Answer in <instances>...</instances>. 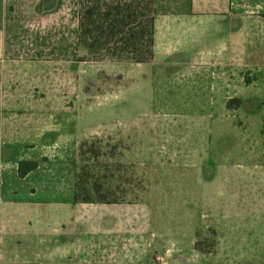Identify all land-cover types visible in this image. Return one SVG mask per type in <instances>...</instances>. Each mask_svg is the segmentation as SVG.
<instances>
[{
	"label": "crops",
	"instance_id": "obj_1",
	"mask_svg": "<svg viewBox=\"0 0 264 264\" xmlns=\"http://www.w3.org/2000/svg\"><path fill=\"white\" fill-rule=\"evenodd\" d=\"M154 7L152 62L217 70L224 102L240 99L238 108L258 104V95L238 93L239 70H247L246 87L262 89L264 99V0H155ZM78 12V0H0V264H264V196L251 194V182L220 193L213 225L182 235L159 221L176 213L74 200L78 142L69 148L58 138L63 92L86 63L76 61ZM260 133L264 154V112ZM23 161L36 167L20 175ZM247 164L233 166L262 165ZM209 228L212 247L197 250Z\"/></svg>",
	"mask_w": 264,
	"mask_h": 264
},
{
	"label": "rangeland",
	"instance_id": "obj_2",
	"mask_svg": "<svg viewBox=\"0 0 264 264\" xmlns=\"http://www.w3.org/2000/svg\"><path fill=\"white\" fill-rule=\"evenodd\" d=\"M76 70L84 75L63 92L68 105L58 139L69 148L93 140L94 150L105 154L88 161L78 156V167L108 166L104 188L118 202L107 204L138 202V210L176 213L159 221L182 235L213 225L220 193L230 194L237 182L253 183L251 194L264 196V99L261 87H246L247 70H239L245 83L238 93L242 98L258 95V104L233 109L226 103L235 106L237 98L224 102L217 70H171L152 61L86 62ZM253 160L261 167L233 166H249ZM190 212L191 219L182 218ZM208 231V237L196 241L204 251L214 242L213 230Z\"/></svg>",
	"mask_w": 264,
	"mask_h": 264
},
{
	"label": "trees",
	"instance_id": "obj_3",
	"mask_svg": "<svg viewBox=\"0 0 264 264\" xmlns=\"http://www.w3.org/2000/svg\"><path fill=\"white\" fill-rule=\"evenodd\" d=\"M78 45L84 52L76 61L145 63L152 61L154 45L155 0H78ZM227 103L228 109L237 108ZM93 140L78 144V156L85 159L100 155ZM36 167L34 161L19 163L20 175ZM108 166L81 165L75 182L74 200L84 203H117L104 188ZM195 248L203 251L201 243Z\"/></svg>",
	"mask_w": 264,
	"mask_h": 264
}]
</instances>
